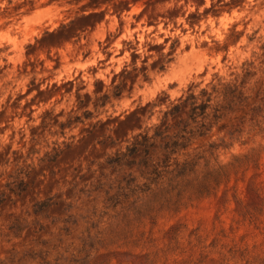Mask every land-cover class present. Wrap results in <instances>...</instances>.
I'll return each instance as SVG.
<instances>
[{
	"label": "rangeland",
	"instance_id": "rangeland-1",
	"mask_svg": "<svg viewBox=\"0 0 264 264\" xmlns=\"http://www.w3.org/2000/svg\"><path fill=\"white\" fill-rule=\"evenodd\" d=\"M202 88L211 128L183 154L247 163L178 211L122 217L106 156L174 126L163 112ZM71 116L83 122L61 127ZM17 174L28 188L0 204V264H264V0H0V192Z\"/></svg>",
	"mask_w": 264,
	"mask_h": 264
},
{
	"label": "trees",
	"instance_id": "trees-1",
	"mask_svg": "<svg viewBox=\"0 0 264 264\" xmlns=\"http://www.w3.org/2000/svg\"><path fill=\"white\" fill-rule=\"evenodd\" d=\"M115 88L113 95L117 96L119 92L118 88ZM236 89V86L226 85L223 97L227 99L230 96L232 101ZM213 92H216L215 87ZM238 94L241 98V94ZM201 95H206L205 99H202ZM107 98L106 93L102 94L97 100L98 105L103 106ZM210 101L211 93H207L204 88L198 94H195L194 89H190L177 103L163 112L161 121L176 118L174 126L156 123L152 132L150 128H145L133 135L124 149H117L106 156V166L119 174L116 190L107 195L106 202L113 207L120 206L122 217L140 219L153 214L157 209L178 211L185 201L214 193L220 185L230 180L233 171L247 163L248 156L244 155L235 156L228 164L200 165V157L183 154L190 146L191 139L210 131L211 126L206 122L210 116ZM181 108L186 109L185 118L178 116ZM211 117L215 122L219 120L217 106L213 107ZM84 118H89V115ZM82 122L83 119L79 116H71L66 123H60V126L69 127ZM99 122L101 120H97L95 124ZM45 125L46 122H43V126ZM171 129L173 130L170 131ZM69 147V144H64L63 148L53 147L39 159L40 163H55ZM19 176H10L11 181L5 184L6 191L0 192V204L8 193L20 196L27 190V183ZM52 204L50 199L37 200L32 205L33 212L45 213Z\"/></svg>",
	"mask_w": 264,
	"mask_h": 264
}]
</instances>
